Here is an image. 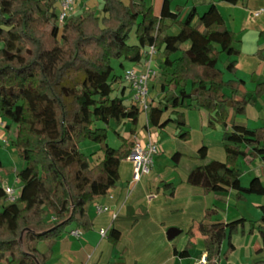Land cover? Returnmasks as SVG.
<instances>
[{"label": "trees", "instance_id": "16d2710c", "mask_svg": "<svg viewBox=\"0 0 264 264\" xmlns=\"http://www.w3.org/2000/svg\"><path fill=\"white\" fill-rule=\"evenodd\" d=\"M181 9L171 7V0H162L159 14L145 0H132L131 5L102 0L101 16L87 10L59 24L55 0H0V117L6 127L15 125L14 144L24 163L16 173L21 186L15 201L1 203L5 192L0 185V264H46L36 244L57 239L68 223L91 228L86 205L119 182V163L129 151L111 125L135 124L141 110L132 98L126 104L121 95L112 96L114 85L125 83L123 74L115 73L112 60L119 61L123 70V62L139 63L152 45L160 52L164 96L157 105L148 106L146 118L160 129L173 122L179 139L189 133L186 110H206L209 128L226 127L228 108L244 113L250 99L235 100L239 83L225 81L223 71L214 66L222 54H239L234 34L226 29L215 3L199 14L191 8L182 20ZM172 25L178 27L175 34L168 33ZM44 26H49L45 36L40 31ZM133 28L136 43L130 44ZM176 53L179 56L172 57ZM226 70L233 72L235 61H229ZM253 96H264V82L256 85ZM166 111L174 118L162 120ZM110 128L121 141L117 149L107 144ZM86 139L99 145L102 157L90 161L80 152L78 144ZM261 140L262 129L236 124L224 129L225 160L206 161L207 147L200 146L194 158L203 163L190 170L188 183L205 193L233 189L237 200L251 193L264 195L259 178L243 186L235 166L240 157L264 159ZM172 157L177 160L180 153ZM216 212L207 209L198 222L207 264L218 254L224 238L244 221L206 223ZM261 212L258 233L264 245V206ZM187 234L191 236V230ZM108 237L115 244L119 233L111 229ZM232 249L229 241L228 251ZM174 253L188 256L187 247L174 248Z\"/></svg>", "mask_w": 264, "mask_h": 264}, {"label": "crops", "instance_id": "0c3cea01", "mask_svg": "<svg viewBox=\"0 0 264 264\" xmlns=\"http://www.w3.org/2000/svg\"><path fill=\"white\" fill-rule=\"evenodd\" d=\"M123 1L128 3V0ZM160 1L157 11L154 9L156 14H159L161 9L162 0ZM57 2L59 4L58 0ZM81 3L84 9L80 13L91 10L90 0H78V4ZM211 3L217 6L226 29L235 35L234 44L240 51L237 56L232 57L222 54L214 66L223 71L225 81L232 80L239 83L235 100L252 96L255 85L264 82V35H262L264 17L255 21V18L264 16V0H237L235 4L226 3L225 0H204L201 3L204 4L202 8L196 3L192 5L199 14L205 11ZM76 4L77 1L73 15L78 14ZM189 4L187 2L185 6L188 7ZM242 5L243 10L249 12V19L253 26L247 28L242 25L241 29H238L226 20L222 8L241 10L239 7ZM260 9L261 13L254 17L253 12ZM179 18L182 20L184 17L179 16ZM240 21L242 23V20ZM145 51L139 63L124 67L121 74L131 67L144 71ZM156 54L157 52L152 60V64L154 60L157 63L155 68L152 66L156 70V77L150 80L148 86V103L151 106L157 105L164 96L161 88L164 80L158 68L161 55ZM177 56L179 53L172 57ZM229 61H235L233 72L226 70ZM123 85L125 88L122 87ZM185 87L187 90L190 88L189 81ZM177 91L178 89L175 90ZM116 94L121 95L126 104L130 103L132 91L126 83L116 85ZM262 100L264 96L256 100L250 98L253 103L251 105L256 106L257 102L260 110L259 113L253 114L252 112V115L246 117L239 116L232 108H228L225 128L219 124L209 128L207 126L209 114L204 113V109H192L197 111L199 130L203 133V138L197 141L193 138L192 130L187 129L188 124L190 125L189 118L192 116V113L187 110L184 112V118L189 133L185 139L177 137L178 130L173 122L161 129L149 125L146 113L142 117V111L135 124L124 122L115 126L125 139L128 151L135 141L144 144L150 139L157 144L158 152L153 158L151 169L138 182L130 185L133 164L126 158L122 159L118 167L119 182L110 188L107 194L85 207V212L92 223L91 228L84 230L75 226L55 240L36 244L37 249L45 255L46 264H195L198 258L206 254L204 236L198 230V222L203 219L207 209H215L217 212L205 220L206 223H228L239 218L244 219L229 238L227 236L224 238L218 254L211 258V264L264 262V251L260 250L264 245L258 233L264 195L251 193L246 194L242 200H237L236 191L233 189L205 193L201 187L191 185L187 181L190 170L203 163L194 158L196 148L200 143L207 147L206 161H224L225 152L222 145L224 129L230 130L231 126L236 124L247 128L262 129V134H264V101ZM246 107L244 113L247 114ZM168 117L174 118V115H169L166 111L162 115V120ZM0 121L4 123V127H0V164L3 167L1 157L5 155V152L2 144L4 142L10 144L4 139L5 130H10V128L6 127L4 118L0 117ZM169 125H172V128ZM206 128L210 131H206ZM211 134H213L212 137H210ZM260 145L264 146V140H261ZM11 151L17 152L20 156V149L17 145L12 147ZM245 151L250 152L248 148ZM175 153H180V157L177 160L173 159V162H168L169 157ZM155 158L163 159L157 164ZM235 166L241 173L240 181L243 186H247L255 177L259 178L264 185V159L261 156L240 157ZM5 183L6 185H3V179H1L2 187H12L10 182ZM97 206L106 207V210L99 212ZM73 229H80L81 234L79 236L70 235L69 232ZM101 229L106 231L105 236L100 234ZM111 229L119 233L115 244L108 237ZM190 230L191 236L187 234ZM170 231H172L171 238L169 237ZM229 241L233 245L230 251H228ZM186 247L187 257H179L174 253V248L183 250Z\"/></svg>", "mask_w": 264, "mask_h": 264}, {"label": "rangeland", "instance_id": "374dc122", "mask_svg": "<svg viewBox=\"0 0 264 264\" xmlns=\"http://www.w3.org/2000/svg\"><path fill=\"white\" fill-rule=\"evenodd\" d=\"M76 1H77L76 5L78 6V10H77L76 13H80V11H82V9H84V7H83L82 3L78 4V0H75V3H76ZM145 1H146L147 4L152 5L154 7L155 11H157V9L159 8V5L161 3L160 0H145ZM203 1L204 0H171V6L174 7V8H175V6L181 7L182 9L180 11V16L183 18V17H185L187 15L186 13H188L189 10L191 8H193V5H192L193 3L198 4V6H200L202 8V5H204V4H201V3ZM131 2H132V0H128L127 4L131 5ZM187 2L190 3L188 7L185 6L187 4ZM75 3H74V5H75ZM226 3H229V2L226 1ZM229 4H231V3H229ZM89 6H90V8L92 7L91 10H93L95 12V15H97V16H101L102 15V13H103L102 12V0H90ZM239 8L241 10H238V9H234L233 10V8H232V10H228L225 7L222 8V11L224 12L226 20L228 22L230 21L232 26H235L238 29H241L240 26H242V25L246 26L247 28L250 27L252 24H251L250 19H249V12L243 10L244 9L243 5H242V7L240 6ZM56 10L57 11L60 10V7H59V4H58L57 0H56ZM232 17L234 18L233 20L230 19ZM262 17H264V16L261 15L259 18H255V21L256 20L257 21L260 20ZM240 20H242L243 24L241 23ZM48 30H49V26H44V27L40 28V31L42 32V34L44 33L43 34L44 36L47 35V31ZM177 31H178V27L176 25H172L170 27V29L168 30V33L169 34H175V33H177ZM234 39L236 40L235 35H234ZM128 40H129L128 42L130 44L131 43L132 44L136 43L134 28L130 31ZM1 47H2V42H0V48ZM239 53H240V51H239ZM156 55L160 56V53L157 52ZM123 64H124V67H129V66L132 65V63H130V62H123ZM112 65L114 67V70H115L116 74H121L122 73V68H120V66H119V61L112 60ZM156 65H157V63L154 60L152 66L155 68ZM114 88H116V84L114 85ZM115 94H116V91H114L112 93V96H115ZM253 94H254V91L252 93V96L249 94L250 96H248L247 99L252 98L253 100H256V97L255 96L253 97ZM147 99L149 100L148 96H147ZM262 101H264V100H262ZM248 103L250 105H247ZM248 103L246 104L247 105V107H246L247 114L245 112L243 114H238L239 116L246 117L248 115H252L251 114L252 112H253V114L259 113L260 109H259V105L257 104V102H256V106H252L253 103L250 100L248 101ZM203 111H204V113H208L206 110H203ZM187 112H189V113L191 112L192 113V116L189 118L190 125L188 124L187 129L189 131L192 130V135H193V138H195V141L201 140V138H203V133H201V131L199 130L200 127H199V123H198L199 120H198V116H197V111L189 109V110H187ZM141 113H142V117H143L145 112L142 111ZM99 125H101V124H99ZM111 127H113V129L117 128V127L115 128L114 124H112ZM169 127L172 128V125H169ZM206 131H210V129L206 128ZM5 132H6V135H5L4 139H6L7 142H10V144H6V142H4L2 144V149L4 150L5 155H3L1 157L2 161H3V167H1L2 169H1L0 177H1V179H3V183H4L3 185H6L5 182H10V184L12 186V189L15 191V193H17L19 191V187L21 186V182L17 178L16 173L23 167L24 163H23L21 157L19 156V154L17 152L14 153V152L11 151L12 147H15V144H14V140H15V125L12 124L11 127H10V130L9 129L5 130ZM212 135L213 134H211L210 137H212ZM107 144L110 147L115 148V149L119 148V146H120V140L115 136V134H114V132L112 131L111 128L107 130ZM201 145H202V143H200V145H198L196 150ZM6 146H8V147H6ZM78 149L80 150V152H82L83 154L87 155L90 161H94V160L102 157V151L99 149V145L96 144L95 142L90 141V140L86 139V140H82L81 142H79ZM191 154H192V152H191ZM172 156H173V154L167 160L168 162L169 161L173 162V157ZM155 159H156L155 162L157 164H159V160H162L163 158H155ZM1 203L6 204L8 202L5 199L4 200L2 199ZM72 227H75V224L68 223V225L65 226V228H64L65 232H67ZM39 247H40V245H39Z\"/></svg>", "mask_w": 264, "mask_h": 264}, {"label": "built area", "instance_id": "2783aa9c", "mask_svg": "<svg viewBox=\"0 0 264 264\" xmlns=\"http://www.w3.org/2000/svg\"><path fill=\"white\" fill-rule=\"evenodd\" d=\"M60 10L58 11L57 21L62 24L63 21L69 17L74 10L75 0H58ZM261 9L254 11L253 16L256 17L261 13ZM156 53L155 47L152 45L147 49L145 54L144 71H139L138 69L131 67L127 68L123 72V81L130 87L132 91V101L137 104L139 109L143 112H147L148 103V86L151 79L156 77V70L152 67L153 56ZM0 127H4V123L0 121ZM158 152L157 144L153 140H148L146 143L142 144L135 141L130 148L126 159L131 161L133 164V174L130 181V185L138 182L141 177L148 174L153 158ZM132 187V186H131ZM5 192V199L7 202H13L17 199L19 192L15 191L10 186L3 187ZM97 211L106 210V207L97 206ZM70 235L79 236L81 234L80 229H73ZM102 236L106 235L104 229L100 230ZM195 264H207V257L204 253L200 258H198Z\"/></svg>", "mask_w": 264, "mask_h": 264}, {"label": "water", "instance_id": "95a60500", "mask_svg": "<svg viewBox=\"0 0 264 264\" xmlns=\"http://www.w3.org/2000/svg\"><path fill=\"white\" fill-rule=\"evenodd\" d=\"M171 232H172V231L169 232V237H170V238L172 237V235H171L172 233H171Z\"/></svg>", "mask_w": 264, "mask_h": 264}]
</instances>
